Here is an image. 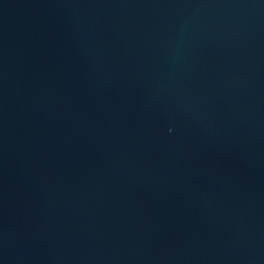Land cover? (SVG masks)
<instances>
[{
	"label": "water",
	"instance_id": "water-1",
	"mask_svg": "<svg viewBox=\"0 0 264 264\" xmlns=\"http://www.w3.org/2000/svg\"><path fill=\"white\" fill-rule=\"evenodd\" d=\"M0 264H264V0H0Z\"/></svg>",
	"mask_w": 264,
	"mask_h": 264
}]
</instances>
